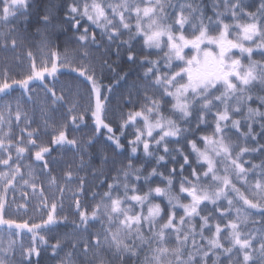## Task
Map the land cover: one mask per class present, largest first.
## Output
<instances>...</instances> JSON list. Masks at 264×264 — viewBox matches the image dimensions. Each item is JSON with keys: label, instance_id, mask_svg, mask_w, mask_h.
Wrapping results in <instances>:
<instances>
[{"label": "snow or ice", "instance_id": "1", "mask_svg": "<svg viewBox=\"0 0 264 264\" xmlns=\"http://www.w3.org/2000/svg\"><path fill=\"white\" fill-rule=\"evenodd\" d=\"M221 6L224 11H217ZM212 7L215 19L206 14L199 0L175 4L172 0H73L68 6L65 19L80 33L77 41L82 47L87 48L89 44L101 46L96 32L89 31V27L94 26L100 29L102 40L116 45L117 55L120 48L127 45L130 62L137 59L130 44L136 38H141L146 48L163 52V71L161 60L145 57L140 61L147 66L144 78L151 83L144 90L142 103L128 100L131 110L120 115L119 136L111 123L106 122L108 97L103 94L91 67L75 64L67 56L61 60L56 52L47 62L37 64L29 52L31 63L23 78L11 76L7 69L0 70V169L6 170H0L3 185L0 189V230L9 231L13 236L32 233L35 242L39 230L50 231L59 226L57 203L49 201L43 182L37 186L36 173L23 160L34 157L41 168L39 175L47 177L48 184L55 185L63 198L66 189L51 175L46 157L51 155L53 146L70 145L81 150V141L69 138L67 120L70 118L71 125L79 128L81 125L87 127L86 121L91 119L93 135L83 142L84 148L95 145L96 136L106 132V140L122 153L125 146L121 137L132 128V138L127 141L130 155L128 163L117 170L113 182L107 184V190L93 194V199L99 195L100 200L91 212L82 206L77 194H73L83 231L87 232L89 223L100 218L106 221L107 227L92 234L93 238L80 246L79 256L76 251L79 242H74L72 251L65 254L61 264H114L115 261L125 264V261L138 259L141 253L142 264H225L221 257L227 264H264V175L253 185L246 179L249 169L245 168L243 160L245 153L264 151V145L252 149L239 147L236 151L228 135L231 129H235L245 139L251 136L255 140L252 122L257 117L264 130V60L252 58L257 53L264 57V0H260L255 12L247 11L250 6L244 0H216ZM32 8V0H0V41L4 50L9 44L13 50L18 46V33L21 26L27 27ZM226 13L235 23L225 22ZM241 20L247 22L241 23ZM82 21L88 22L89 26H84ZM51 22V12L45 9L38 21L44 29L41 36L45 47L50 43L46 32ZM125 34L128 39L122 40ZM237 52L241 57L246 54V66L237 58ZM62 68L77 72L91 82L87 108L74 100L69 101L63 94L57 95L54 88L48 87V77L55 79ZM35 82H39L46 98L51 101L53 112H58L66 103L70 104L68 115L61 114V122H54L51 132L47 130V121L43 128H32L34 121L29 120L23 109L24 104L34 103L32 85ZM17 89L21 94L13 98L12 93ZM107 90L110 92L111 88ZM149 90L152 95H148ZM254 101L259 102L257 108L250 106ZM167 105L171 107L165 115ZM46 107L41 110L45 111ZM245 108L244 120L248 130L241 132V120L233 119V116L241 114ZM194 113L197 129L200 124L207 123L208 114L213 115L211 136H202L199 141L189 138L191 129L181 127L180 122L191 124ZM22 122L24 127H20ZM141 124L142 127L138 126ZM14 125L19 128L18 136L13 133ZM5 126L7 132L3 131ZM157 129L159 133L154 135ZM182 140L190 146L188 154L182 148H169L170 143L180 144ZM161 146L164 154L157 155ZM141 147L144 156L154 157L157 165L147 175H144L143 166L137 167L134 163L139 159ZM173 152L183 162L179 171L173 168L165 176L158 168L166 166V157H172ZM193 155L194 160H190ZM172 159L176 162L174 157ZM186 167L190 169L187 176L184 175ZM256 167L264 169V163L252 165L253 169ZM64 176L66 184L72 182L71 169ZM154 176H160V183L165 186H149L145 192L144 184ZM241 180H244L241 185L244 191L237 187ZM18 184L31 189L32 197L38 201L34 211L43 213L46 219L42 215L40 223H35L30 219L6 218L8 193L15 192ZM177 184L178 191L175 190ZM78 188L83 193V180ZM21 199L24 203L17 207L27 213L28 193L22 191ZM154 200H160V203H153ZM184 200L189 202L184 203ZM222 200L227 204L219 203ZM208 203L219 213L214 231L210 216L202 215ZM233 210L235 219L231 218ZM250 216H259L252 223L260 227L246 233L241 225H246ZM197 217L200 220L198 226L193 223ZM80 230L79 226L74 229ZM39 240L47 243L44 236H39ZM223 240L227 241V246ZM15 243V240H9L7 248L0 245V253L14 251ZM51 247L54 255L63 250L60 241ZM102 252L110 255L111 260H106ZM33 255H40L35 243L27 248L21 244V256L25 259L19 264H32ZM0 264H6L2 255Z\"/></svg>", "mask_w": 264, "mask_h": 264}, {"label": "trees", "instance_id": "2", "mask_svg": "<svg viewBox=\"0 0 264 264\" xmlns=\"http://www.w3.org/2000/svg\"><path fill=\"white\" fill-rule=\"evenodd\" d=\"M73 2V0H32L33 8L31 10V16L28 21V25L25 28L21 26L18 33L20 39L18 40V46L13 50L11 44L7 50L3 48V42L0 41V70L7 69L9 74L15 78H23L27 73L31 60L28 57V53L31 52L32 56L36 59L37 64L41 61L47 62L49 57L53 52L59 54L61 60L67 56L70 60H73L75 64L83 65L84 67H91L94 69L95 76L98 81V85L102 88L103 94L108 97L107 100V121L110 122L114 130H116V135L119 136V125L121 123L120 115L121 113H127L131 110V105L128 104V100L131 99L134 102L139 100L143 102L142 98L145 94V89L148 88L151 83L150 80L144 78V73L147 69L146 65H142L140 61L147 57L151 60H161V70L163 71V52H160L158 49H148L143 45V40L141 38H136L130 41L132 51L136 55L137 59L135 62H130L127 58L128 56V46L125 45L120 48L119 55L116 54V45H109L107 40L101 39L100 29L95 28L94 26L89 27V31H95L97 34V41L101 45L97 47L96 45L89 44L87 48L82 47L77 41L79 32H76L72 25L65 19V14L68 11V6ZM184 2V0H172V3ZM202 7L204 8L208 16H214V9L212 7L213 3L216 0H199ZM246 5L250 7L247 8V11L255 12L259 6L260 0H244ZM45 9H48L52 15V22L47 27L46 35L50 41L47 47L44 46L42 41L41 33L44 31L43 26L38 23L40 15L43 14ZM217 11H224L223 7L216 9ZM227 23H235L231 15L226 13ZM241 23L247 22L241 20ZM135 21H133V24ZM84 26H89L88 22L82 21ZM187 27V26H186ZM40 28L41 31L38 32L37 29ZM83 29H81L82 31ZM122 40H127L128 36L125 34L121 37ZM247 46V44H246ZM235 51V50H234ZM85 52L88 53L85 56ZM185 52L189 55L191 52L188 49H185ZM237 58L241 59L242 65H247L248 60L247 56L241 57L237 52ZM254 60L260 61L264 60V57L260 56L258 53L254 54L252 57ZM106 62V63H105ZM173 63H176L175 61ZM48 87L54 88L57 95H65L69 101H76L81 107L87 108L90 100V89L92 87L91 82L87 81L85 77L79 76L77 72H72L68 68H62L61 72L57 74V77H48ZM33 88V100L34 103H26L23 105L24 111L27 113L29 120L34 121L32 123V128H43L45 121L48 123V131H53L55 123L61 122L63 114L67 116V109L70 107V104H65L58 112H53L51 101L48 100L45 96L44 90L39 86V82H35L32 85ZM111 88L109 92L107 89ZM20 90L17 89L12 93V97L16 98L20 96ZM152 90L148 91V95H152ZM264 95V93H262ZM47 105L46 110L42 111V107ZM250 106L252 108H257L259 106L258 101L251 102ZM139 105L137 104V108ZM171 106L167 105L165 108V115H168L167 109ZM264 110V109H262ZM215 112V109H213ZM247 113V108L243 110L241 114L233 116V119L241 120V132H247L246 122L244 116ZM90 116V113L88 114ZM207 123L200 124L199 128L196 127L195 113L191 118V124L184 122L181 123V127L186 129H191L189 133V138H195L199 141V138L202 136H211L214 130L213 115L208 114L206 116ZM55 122V123H54ZM69 125L68 134L69 138H75L78 141H81L82 147L81 150H77L74 146L63 145V146H53V151L51 155L46 157L49 161V167L51 175L56 177L60 186L65 188L63 193V198L61 193L56 190L55 185H49L47 177H41L39 173L41 172L40 165L34 161V157L31 159L23 160L25 165H31L32 169L36 173V182L39 187L41 182H43L46 195L51 202L55 200L57 203V212L59 213V218L61 223L58 227L52 228L50 231L39 230L37 233V239L35 242L32 239V233L27 235H11L9 231L0 230V245L7 248L9 240H15L14 251H7L6 254L0 253L5 259L6 264H19L22 259H25L21 256V244L25 248L30 244L35 243L36 247L40 251L39 257L33 255L31 258L32 264H61L62 260L65 258V254L69 251H72V244L74 242H79L77 246V256H79L80 246L89 240H91L92 234L101 232L102 229L107 227L106 221L103 218H100L94 222H90L88 225V231H83V225L80 224L79 216L76 213L75 201L72 199L73 194H77V198L81 201L82 206L88 208L89 212L99 202L100 196L97 195L93 199L94 193H103L107 190V184L113 182V178L117 176V170L122 166V164H127V157L130 155V148L128 147V139L132 138V132L134 129L129 128L125 131V136L121 137V143L125 146L124 151L121 153L119 150L114 148V145L106 140L107 133H102L96 136V144L92 147L84 148L83 142L86 141L89 136L93 135L92 121L88 119L86 121L87 127L81 125L79 128H76L71 125L70 118L67 120ZM142 127L143 125H138ZM20 127H24L22 122ZM253 134L256 136V139L253 140L251 136L245 139L240 133H237L235 129H231L228 133L230 137V142L234 146L235 150L238 151L239 147H248L259 148L261 145H264V130L261 128V122L259 118H256L255 122H252ZM4 132L8 131V128L5 126L3 128ZM14 135L18 136L19 128L13 126ZM158 133L154 134L157 135ZM26 135V134H25ZM47 139V138H45ZM175 139V138H173ZM170 149L172 148H182L185 154H188L191 149L183 140L180 144H169ZM200 147H203V144L200 143ZM34 152V150H33ZM163 147L161 146L160 151L157 155H163ZM83 155V159L81 156ZM139 159L134 161L137 167L143 166L144 175H147L153 167H156L155 158H147L143 154L142 147L138 152ZM176 162H173V158ZM194 155L190 156V160H194ZM168 163L166 166H160L158 171L167 176L168 171L175 168L179 171L180 164L183 162L182 158L175 152L172 153V157H166ZM245 161V168L249 169V174L247 180L253 185L255 180L260 179L264 175V169L260 167L252 168V165L260 166L264 163V151H255L245 153L243 156ZM71 169L73 172V180L71 183H65L64 174ZM6 171L5 169H0ZM190 169L185 168L184 175L189 174ZM122 179V176H121ZM84 181V191L83 193L79 192V183ZM161 177L154 176L152 177L147 184H144L141 180V184H144V191L148 190V187L151 186L155 188L157 186L164 187V184L160 183ZM102 182H104L102 184ZM244 184V180H241L237 183V187H241ZM3 185L0 183V189ZM179 185H176V191H178ZM23 192L28 193V199L30 203L28 205L27 213L23 209H18L19 204H23L24 200L21 199V194ZM241 191H244V188L241 187ZM123 189H121V194ZM131 194V193H130ZM13 197H15V202H13ZM8 203L6 208L8 213L6 218L17 219H30L32 222L40 223L41 216L46 219V215L39 211H34L38 206V201L34 199L31 195L30 188H22L20 184L17 185L15 192L9 191L7 196ZM184 203H188V200H184ZM153 203H160V200H154ZM224 205L227 204L226 201H220ZM62 206V210H61ZM239 207V205H237ZM138 210V209H137ZM145 213L147 208L144 209ZM253 212L257 210H252ZM182 214V210H180ZM202 215L210 216V224L214 225L219 222L217 213L214 210V206L211 203H208L205 212ZM64 217H67V220H64ZM215 217V218H212ZM236 212L233 210L232 217L235 219ZM259 216H250L248 223L246 225H241V228L244 232H251L259 229L258 224H253V220H258ZM193 223L197 226L200 223L199 217H197ZM227 223V220L224 221ZM79 226L80 231H74V229ZM223 227V225H222ZM15 231V230H13ZM25 232L27 230H24ZM205 235H209L207 231ZM226 235V234H225ZM39 236H44L47 243H43L39 240ZM57 241H60L62 246V251L58 250L57 254H53L52 245ZM201 243H206V241H200ZM227 246V241L223 240ZM105 256L106 260H111L110 255L107 253H101ZM91 259V254L89 256ZM224 260L225 264L227 261L224 257H221ZM242 259V256H241ZM143 262V253L140 254L138 259H133L131 261H125V264H142ZM86 264V262H85ZM114 264H120L119 261H115Z\"/></svg>", "mask_w": 264, "mask_h": 264}, {"label": "rangeland", "instance_id": "3", "mask_svg": "<svg viewBox=\"0 0 264 264\" xmlns=\"http://www.w3.org/2000/svg\"><path fill=\"white\" fill-rule=\"evenodd\" d=\"M156 133H159V129H157L156 132H154V134H156Z\"/></svg>", "mask_w": 264, "mask_h": 264}]
</instances>
